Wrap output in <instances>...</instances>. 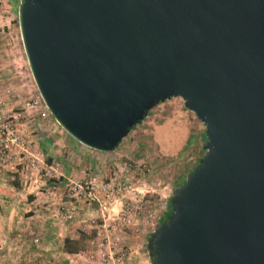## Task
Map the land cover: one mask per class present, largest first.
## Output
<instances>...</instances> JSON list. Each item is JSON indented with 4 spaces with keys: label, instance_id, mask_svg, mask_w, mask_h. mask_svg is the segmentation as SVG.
Listing matches in <instances>:
<instances>
[{
    "label": "water",
    "instance_id": "obj_1",
    "mask_svg": "<svg viewBox=\"0 0 264 264\" xmlns=\"http://www.w3.org/2000/svg\"><path fill=\"white\" fill-rule=\"evenodd\" d=\"M39 97L75 142L110 153L179 98L204 155L149 234L154 264H264V0H18Z\"/></svg>",
    "mask_w": 264,
    "mask_h": 264
},
{
    "label": "rangeland",
    "instance_id": "obj_2",
    "mask_svg": "<svg viewBox=\"0 0 264 264\" xmlns=\"http://www.w3.org/2000/svg\"><path fill=\"white\" fill-rule=\"evenodd\" d=\"M7 1L17 3V10L18 0ZM12 23L0 33V100L5 115L20 112L28 100L39 97L17 20ZM18 123V130L36 149H40V133H48L41 160L56 168L59 180L44 182L39 169L30 172L21 168L23 164L0 169V264H58L27 256L36 247L33 237L40 244L50 242V235L61 249L65 238L83 237L82 248L75 254L77 264H152L146 240L168 211L172 190L204 155V125L183 107L182 100L172 98L155 105L110 153L84 146L81 153L75 149L63 153L66 142L75 141L51 115L41 121L33 112ZM32 176L38 181L31 183ZM89 182L92 190L85 189ZM107 185L113 188L110 200L104 198L106 190L102 189ZM122 185L125 189L118 190ZM88 192L94 200L90 201ZM95 198L106 203V221L101 220ZM110 220L118 222L116 233L102 228ZM115 236L120 238L117 248L122 256L105 241Z\"/></svg>",
    "mask_w": 264,
    "mask_h": 264
},
{
    "label": "built area",
    "instance_id": "obj_3",
    "mask_svg": "<svg viewBox=\"0 0 264 264\" xmlns=\"http://www.w3.org/2000/svg\"><path fill=\"white\" fill-rule=\"evenodd\" d=\"M8 13V4L7 0H0V33L3 32V27L8 28V25H2V22L7 17ZM35 112L38 116V119L41 121L47 120L48 116L50 115L48 110L46 109L45 105L43 104L42 100L39 97L32 98L28 100L20 112L13 113L11 115H5L3 113V105L2 101L0 100V169H6L9 167V169H13L12 166H19L24 165L25 170L36 171L37 170L41 173L40 177H43L44 182L50 181L55 179L57 182L59 180L58 176H55L56 168L52 165H46L42 162L43 152L40 151V149H36L34 144L30 145V141L26 140V135L22 134L18 130L19 126V120L21 118H30L32 117V113ZM39 127V126H38ZM32 143V142H31ZM25 163V164H24ZM37 174V173H36ZM34 182H37L38 180L35 178ZM89 187L86 186L85 189L92 190V183L89 182ZM64 186H68L66 183ZM55 188V187H52ZM103 190H106V193H104V198L106 200H110L113 193H112V187L107 185L102 188ZM118 190H124V185L117 188ZM89 197L90 201L92 198L90 192L86 193ZM95 201L97 199L95 198ZM105 201V200H104ZM98 210L101 217V220L106 221L108 218V208L106 206V203L103 201L98 202ZM167 212V211H166ZM165 212V213H166ZM126 212L121 214L120 220H125ZM69 217V216H68ZM110 224L103 225V229H107L109 233L117 232V225L116 222L113 220H110ZM120 238L115 236L112 239L106 238L105 241L108 242L109 246L112 247L114 250H117V254L119 256H122L121 248H117V245L119 243ZM31 243L35 246H38L39 239L35 236L31 239ZM48 264V263H46Z\"/></svg>",
    "mask_w": 264,
    "mask_h": 264
},
{
    "label": "crops",
    "instance_id": "obj_4",
    "mask_svg": "<svg viewBox=\"0 0 264 264\" xmlns=\"http://www.w3.org/2000/svg\"><path fill=\"white\" fill-rule=\"evenodd\" d=\"M7 4H8V13H7V17L5 18V20L2 22V25L4 23V25H8L11 26L13 25V21H16L17 20V14H16V5H13L11 4L9 1H7ZM44 131V130H43ZM47 131V130H45ZM57 136V134H56ZM39 138V145H40V149L42 152H44V141L47 142L49 140L48 138V133H40V135L38 136ZM54 138H55V135H54ZM73 150L75 149L76 151H78L79 153H81V150L80 149H83L82 148V145L80 144H76L75 142H66L62 152L63 153H67L69 154L71 151L70 150ZM47 155H49V153L47 152L46 153ZM33 178V176L31 177ZM32 180V179H31ZM5 181V180H3ZM34 178L33 180L31 181V183H35L34 182ZM3 192H0V194H2ZM31 199V197H29ZM65 231H67V229H65ZM52 234H55L53 232H51ZM49 237V236H48ZM52 235H50V242H44L42 241L38 246L34 247V250L32 249L31 252H29V254L27 255L28 258H36V257H39L41 259H39L40 261L43 260V259H52L53 263L56 261V263L58 264H77L78 262L75 261V254H66L62 251L61 249V245L58 243H55L53 241V239H51ZM52 238H56L55 236L52 237ZM73 238V237H72ZM71 237H69V239H72ZM57 239V238H56ZM57 251V252H55ZM76 262V263H75Z\"/></svg>",
    "mask_w": 264,
    "mask_h": 264
},
{
    "label": "trees",
    "instance_id": "obj_5",
    "mask_svg": "<svg viewBox=\"0 0 264 264\" xmlns=\"http://www.w3.org/2000/svg\"><path fill=\"white\" fill-rule=\"evenodd\" d=\"M202 152H204V151L202 150ZM198 161H199V158H197V160L193 163L192 167L188 170L187 174L190 173L193 170V168H195L197 166ZM183 182H184V179L179 182L177 187H179ZM14 185L17 186L16 183H14ZM169 214H170V205L168 203V211L163 215V218L160 220V223L167 220L169 217ZM82 243H83V237H80L78 240H74V241L70 240L68 238H65L63 240V244H62V251L66 254H76L77 252H79L81 250ZM151 263L154 264L152 259H151Z\"/></svg>",
    "mask_w": 264,
    "mask_h": 264
}]
</instances>
